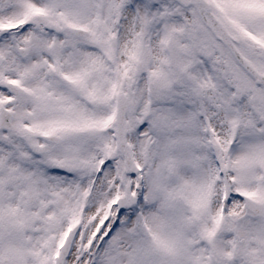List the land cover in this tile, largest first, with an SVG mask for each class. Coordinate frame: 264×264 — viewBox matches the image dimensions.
Instances as JSON below:
<instances>
[{"label":"snow or ice","instance_id":"1","mask_svg":"<svg viewBox=\"0 0 264 264\" xmlns=\"http://www.w3.org/2000/svg\"><path fill=\"white\" fill-rule=\"evenodd\" d=\"M0 264H264V0H0Z\"/></svg>","mask_w":264,"mask_h":264}]
</instances>
